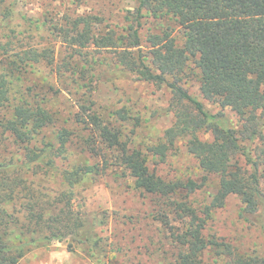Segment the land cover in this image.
Wrapping results in <instances>:
<instances>
[{
    "label": "trees",
    "instance_id": "1",
    "mask_svg": "<svg viewBox=\"0 0 264 264\" xmlns=\"http://www.w3.org/2000/svg\"><path fill=\"white\" fill-rule=\"evenodd\" d=\"M134 2L121 28L100 26L94 14L49 24L26 18L32 25L19 28L12 4L0 0V264H17L53 240L89 242L95 233L73 207V188L109 166L122 167L136 188L160 201L154 216L176 243L173 264H207L211 248L222 264H264V255L241 254L203 234L211 211L230 195L241 202L239 216L264 230V0ZM42 29L52 41L36 40ZM57 42L66 52L61 60ZM130 76L170 92L165 113L173 121L144 150L125 135L121 110L106 114L92 98L99 82ZM191 76L202 97L218 104L216 113L184 87ZM62 79L82 91L67 115L53 105ZM179 142L204 173L200 182L168 181L149 168L150 158L164 162ZM27 174L56 177L64 188L43 193ZM210 175L218 184L202 208L174 198L200 189ZM170 208L183 226L170 222Z\"/></svg>",
    "mask_w": 264,
    "mask_h": 264
},
{
    "label": "rangeland",
    "instance_id": "2",
    "mask_svg": "<svg viewBox=\"0 0 264 264\" xmlns=\"http://www.w3.org/2000/svg\"><path fill=\"white\" fill-rule=\"evenodd\" d=\"M11 3L15 12L14 24L23 28L32 25L26 18L56 22L78 14H94L102 19V25L121 28L126 24V16L134 11V0H6ZM47 26V25H46ZM99 26V25H98ZM143 30L141 34H144ZM39 38H49L44 29L35 31ZM56 56L61 60L66 52L57 42ZM110 55V54H109ZM43 74V73H42ZM42 78V75H38ZM41 80V79H40ZM54 82V81H51ZM60 93L56 97L55 107L67 115L77 103L80 93L69 82H55ZM188 92L201 101L207 110L216 113L220 108L217 103L205 100L198 88L196 77L191 76L184 82ZM92 98L105 113L121 110L125 121L122 123L124 133L132 140V145L139 149L156 143L164 129L171 125L173 116L165 113L170 99V92L164 86L151 82L139 81L133 76L116 79L113 82H99L95 85ZM226 113L234 123L235 117L227 109ZM78 127V126H77ZM79 128V127H78ZM86 134V132L84 133ZM203 139L209 138L202 134ZM6 154V153H5ZM10 158V155H4ZM76 158V157H75ZM76 160V159H73ZM91 163L95 159H89ZM149 168L166 180L193 179L200 182L204 173L196 159L187 152L186 147L179 142L173 147L164 162L156 163L150 158ZM33 187L43 193L51 189H63L64 186L56 177H46L40 174H27ZM218 177L208 176L205 184L193 193L179 192L174 198L177 201L185 197L196 209L208 204L216 192ZM157 198L136 188L133 179L118 166H109L99 175L87 178L73 188L72 204L75 210L88 218L86 228L95 236L84 244H78L70 237L57 241L65 251V264L86 262L88 264H173L177 252L176 243L169 237V232L155 219L156 211L161 207ZM21 200L12 203L20 207ZM241 202L235 195L226 198L224 205L211 211L203 234L218 242L231 244L241 254L257 253L264 255V230L261 224L245 221L239 216ZM170 222L181 227L183 220L179 212L170 208ZM22 220V214H18ZM188 218L185 217V220ZM103 223H99L100 221ZM97 240L98 245L91 247L90 243ZM207 264H222L211 248L204 253Z\"/></svg>",
    "mask_w": 264,
    "mask_h": 264
},
{
    "label": "crops",
    "instance_id": "3",
    "mask_svg": "<svg viewBox=\"0 0 264 264\" xmlns=\"http://www.w3.org/2000/svg\"><path fill=\"white\" fill-rule=\"evenodd\" d=\"M57 241H51L44 245H38L28 251L17 264H65V251ZM74 264H88L76 262Z\"/></svg>",
    "mask_w": 264,
    "mask_h": 264
}]
</instances>
